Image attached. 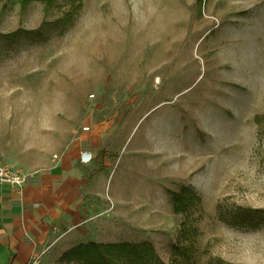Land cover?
<instances>
[{
	"label": "rangeland",
	"instance_id": "1",
	"mask_svg": "<svg viewBox=\"0 0 264 264\" xmlns=\"http://www.w3.org/2000/svg\"><path fill=\"white\" fill-rule=\"evenodd\" d=\"M72 9L0 0V94L20 140L85 126L110 143L96 188L114 217L86 240L264 264V0H81L66 24Z\"/></svg>",
	"mask_w": 264,
	"mask_h": 264
},
{
	"label": "crops",
	"instance_id": "2",
	"mask_svg": "<svg viewBox=\"0 0 264 264\" xmlns=\"http://www.w3.org/2000/svg\"><path fill=\"white\" fill-rule=\"evenodd\" d=\"M2 96L0 159L29 178L22 193L0 185V264H25L33 256H40L42 264H55L65 251L93 242L86 239L99 236V220L108 223L114 217L115 207L96 188L101 169L112 164L110 143L81 127L68 129L69 134L64 127L54 129L58 137L51 143L20 140ZM84 150L93 157L87 165L79 163ZM113 233L106 229L105 236Z\"/></svg>",
	"mask_w": 264,
	"mask_h": 264
},
{
	"label": "trees",
	"instance_id": "3",
	"mask_svg": "<svg viewBox=\"0 0 264 264\" xmlns=\"http://www.w3.org/2000/svg\"><path fill=\"white\" fill-rule=\"evenodd\" d=\"M59 0H21L24 8L30 2H41L48 11ZM73 9L65 13L61 19L69 24L75 13L81 8V0H64ZM172 205L175 213L184 212L188 204L194 199V194L189 188H182L178 193H172ZM60 264H156L155 252L149 244L131 245L102 244L89 242L79 244L65 251L57 260Z\"/></svg>",
	"mask_w": 264,
	"mask_h": 264
},
{
	"label": "built area",
	"instance_id": "4",
	"mask_svg": "<svg viewBox=\"0 0 264 264\" xmlns=\"http://www.w3.org/2000/svg\"><path fill=\"white\" fill-rule=\"evenodd\" d=\"M82 132H88V127H81ZM54 159L57 156H53ZM93 160L91 153L84 150L79 155V163L87 165ZM29 175L23 171L13 168L0 159V185H7L15 188L19 193H22L24 186L27 183ZM25 264H42L40 256L31 257Z\"/></svg>",
	"mask_w": 264,
	"mask_h": 264
}]
</instances>
